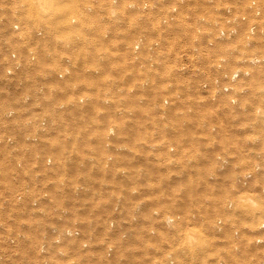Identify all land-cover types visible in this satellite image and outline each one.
Returning a JSON list of instances; mask_svg holds the SVG:
<instances>
[{
  "label": "rangeland",
  "instance_id": "obj_1",
  "mask_svg": "<svg viewBox=\"0 0 264 264\" xmlns=\"http://www.w3.org/2000/svg\"><path fill=\"white\" fill-rule=\"evenodd\" d=\"M217 1L222 7L224 0ZM0 2L10 3L0 12L6 19L0 25V74L11 50L27 63L12 76L4 71L11 78L0 75V264H167L169 256L176 264L262 263L264 247L255 237L264 221V168L249 183L239 178L264 159V102L229 103L225 92L210 101L212 89L201 83L230 48L259 55L264 41L245 46L240 35L210 47L208 28L202 26L201 55L188 51L183 59L197 37L187 10L210 8L203 0L180 6L170 22L162 20L170 10L163 0L145 11L129 6L130 0H71L67 7L61 3L64 8L57 7L53 18L38 8L34 12L37 6L29 0ZM248 2L237 8L250 13ZM218 10L207 14L213 24L222 18ZM13 19L21 30L11 28ZM69 21L84 37L78 53L68 39ZM29 47L34 59L27 55ZM2 53H8L4 60ZM243 55L230 54L227 68ZM65 57L78 79L75 72L69 80L56 78L68 66ZM184 63L191 69L188 76L179 70ZM251 64L252 83L260 90L264 63ZM59 80L63 87L49 88ZM98 82L103 84L97 87ZM36 89H50L57 102L23 101L22 96H41L32 92ZM79 93L86 100L72 105ZM92 99L97 104L89 110ZM148 100L147 109L137 113ZM54 146L63 150L54 152ZM56 161L62 166L52 169ZM156 184L160 189L152 190ZM83 186L90 194L80 193ZM16 196L18 202L12 200ZM248 198L255 218L244 234L246 223L236 207L248 205ZM204 210L207 217L198 218ZM160 214L177 217L171 230H162ZM224 225L227 229L217 233ZM69 226L74 237H58ZM191 233L208 242L205 260L193 255L201 239L189 240ZM245 241L254 250L245 248ZM180 244L184 248L177 250ZM128 250L136 255L129 257Z\"/></svg>",
  "mask_w": 264,
  "mask_h": 264
},
{
  "label": "bare ground",
  "instance_id": "obj_2",
  "mask_svg": "<svg viewBox=\"0 0 264 264\" xmlns=\"http://www.w3.org/2000/svg\"><path fill=\"white\" fill-rule=\"evenodd\" d=\"M11 1L15 2L16 0H11ZM29 1L32 2V3L29 2V3H31L30 4L31 6H35V5L37 6V7H34L35 9H33V11L34 10L36 11V9L38 8L39 13H41V14L43 13L44 15H45V13L46 14L49 13L47 15L48 16L52 15V18L55 17V16H53V12H55L60 7L64 8L62 5L67 7V5H69L68 3L69 2L71 3V0H29ZM159 1H162V0H130L129 6H131V7L136 6V7H139L141 9V11H145L148 8H150L151 6L156 5ZM190 1H192V0H163V2L170 4V10L168 8L167 14L162 17L163 22H165V21L170 22L172 20H175L181 13L179 7L180 6H189L191 4ZM203 1L210 8H208L207 10H204V9L203 10H196V9L187 10L186 16L187 15L190 16L188 21H191V23L193 22V24H194V22H195V24H197V27H196L197 37H196L195 45L193 46L192 50L190 49V47H189L190 50H188V49L185 50V52L182 53V58H183L184 53H185V58H187L189 56L187 53L188 51L195 52L196 55H199V56L201 55V41H200V36H199V30L202 28V26H206V28H208V32L206 33V44L210 47H213L215 45L216 41L233 40V39L237 38L238 36L240 37V35H241V38L243 39L245 46H251L252 43L255 44V42H256V44H258L261 41H264V37H263L264 36V6H263L264 3H261V0H249L248 9L250 10V13L243 12L237 8L240 1H243V0H224L222 7H221L222 3L220 4L217 0H203ZM61 3H63V4L61 5ZM8 5H10L9 2H0V12L2 11L3 13H6L5 9H6V6H8ZM62 8H60V10H62ZM60 10H58V11H60ZM217 10L219 11L220 14L222 13V18L220 21H217L216 23L213 24V19H210V17L207 14L209 12H215ZM51 11H52V13H51ZM57 14H58V12H57ZM58 17H59V14H58ZM132 18L138 19L140 17L137 16V17H132ZM145 19H147V18H145ZM57 20H56V22L58 23ZM74 20H75V17H72L71 21H74ZM5 21H6L5 17L3 18L0 15V25L4 24ZM18 21H19L18 19H13L10 22V26L14 31L21 30L22 25H20V23ZM71 21H69L70 23L68 22L69 26H71L70 27V33H69L71 35L68 37V39L71 40L72 48L74 47L75 51L78 53V51H80V49H81V42H83L84 37H83V35L80 34L81 32L80 33L76 32V30L77 31L80 30L79 27H77L78 25H76L77 23L74 24V23H71ZM133 21H136V20H133ZM42 33H43V29H41V28L37 29L36 30L37 38H41ZM1 35L2 34H1V30H0V36ZM187 36H191L190 32H189V34H187ZM260 39H263V40H260ZM135 47H138V45H135ZM236 52H240V53L245 54V55L241 56L238 65L231 67V68H227L229 66V63H231L230 54L235 55ZM8 53H9V61L7 62L5 59L6 63H4L2 75L0 74L4 80H6L7 78H11L10 76L14 75L16 73V71L20 70L23 65H27L26 61H24L22 59L21 53L19 51H17L16 49L11 50ZM8 53H6V54L2 53L3 60L5 58V55L7 57ZM51 54H53V53H51ZM51 54H49V55H51ZM27 55H28L29 59H34V57L36 56L35 49L33 47H29L27 49ZM65 58H67L68 66L66 67L65 70H61L58 73L56 72L55 76H56V78L61 77V79L68 77V80H69V77L74 74V72H75L74 70L76 68L73 67V71H69V69H70L69 58L68 57H65ZM187 61H190V58H188ZM64 63H65V59H64ZM251 63H253V64L255 63V65L264 63V51H263V53H259V55H255L252 53H248L246 51L239 50L237 47H234V48H230L226 53L221 54V56H219L217 58V60L212 63L213 73H210L209 77L207 79H204L201 83V88L212 89V92L214 95H211L207 98H209L210 101H217L218 97L220 95H222L221 93L225 92L229 95V99L227 98L228 102L230 101L229 103L241 105V103H244L243 102L244 99L247 101L264 102V82H263V84H261L260 90H257L255 88L256 85H255V83H252V76H250L251 71H253V69H254V67L250 68L252 65ZM249 64H251V65H249ZM115 68H117V67H115ZM179 70L181 71V73H183L186 76H188L189 72L191 71L189 65L186 63H184L181 66V68H179ZM198 70H201V69L199 68ZM4 71L7 75H10V76L5 75ZM44 75H45V73H44ZM74 77L76 79H78L79 75L75 72ZM247 77H249V78H247ZM244 78H247V79L244 81L243 80ZM248 79H250V80L248 81ZM58 83L60 85L56 84V83L55 84L50 83L49 88H53V87L59 88V86L63 87V85H65V83L61 82V80H59ZM101 84H103V83L98 82L96 85H97V87H100L99 85H101ZM142 85H143V83H139V86H142ZM240 86L246 87V91L244 93H242L243 90L235 92V89L240 88ZM32 92L34 94L35 93H41V96H31V95L22 96L23 101H29V98H32L31 101H35V99H37L38 102H42V103H46V104H49L51 102H57L56 99L51 97V95H53L54 93L50 89H46L44 92H40L38 89H36L35 91H32ZM208 92L210 94V91H208ZM260 93H261V95H260ZM24 97H25V99H24ZM50 97H51V99H50ZM85 100H86V95L83 93H79L75 96L73 101H76V102L72 103V105H80L79 103H82ZM168 100H169V98L167 97V102H168ZM64 102H67V100H65ZM87 104L89 106V110L90 109L92 110V108L95 109L97 101H96V99H92ZM149 104H150V101L148 100V102L145 104V107H140L138 109L137 113L142 114L143 113L142 111L146 110L147 107L149 106ZM151 104H152V101H151ZM170 104L171 103H169L167 106H169ZM58 107L63 108L64 105H62L61 107L60 106H58ZM191 117H198V116L195 115V116H191ZM136 124L140 125V124H142V122L136 123V121H135V125ZM131 126H134V125L131 124ZM160 126H161L160 129L165 130V128L161 124H160ZM119 130H121V129H119ZM125 131L126 130H125L124 126H122V133H124ZM54 147L55 148H53V149L50 148L54 152L63 150V147H56V146H54ZM165 147L167 148V146H165ZM218 158L222 162H224V163L226 162L225 157L223 158L221 155H219ZM258 161H260V157L257 160V162ZM58 162L59 161H56L53 163L54 165H52L53 166L52 169L53 168L58 169L59 166H62ZM73 164H75V163H73ZM263 168H264V159H263V161L254 164L252 167H250V169H248L245 173H243V175L239 178L240 182L243 184L249 183L251 181L250 180L251 177L254 176L257 172L261 171ZM129 180L131 181L132 179H129ZM58 181L60 182V180H58ZM135 181H138V180L136 179ZM59 182H57V183H59ZM53 187L58 188L57 185H53ZM160 187H161V185L156 184L155 187H152V190H153V188H154V190L160 189ZM72 188H69V190L71 192H74V188H77V186H75V184H74V186ZM261 191L264 193V186L261 188ZM80 193L90 194V192L88 191V188L85 189L84 186L81 188ZM129 198H131V196L125 197L124 201L128 200ZM18 199L19 198L16 196L12 200L13 201L16 200L15 202H18ZM163 199L166 200L167 198H165V197L160 198L159 201L156 203H160V201ZM247 200L250 202L248 205L247 204L244 205V204L240 203L236 207L237 211L239 213H241L239 215L240 216L239 218H242L243 221L246 223L245 224V230L243 231L244 234H246V232L251 230L252 225H253L252 223H253L254 218H255L254 212H253V207L251 205V199L248 198ZM239 201H241V200H239ZM180 203H183V201H181ZM137 207H138V205H137ZM139 207H142V206L139 205ZM233 208H235V207L233 206ZM237 211L234 213V215H236ZM232 212L233 211L230 212V215ZM206 215H207V211L206 212H205V210L201 211L200 214L198 215V218L203 219V217H207ZM153 216L158 217V215H153ZM158 218H159L158 224H160V227L162 228V230L167 231V227L169 230L172 229V227L170 228V226H173L172 224L175 223V219L177 217L173 216V215L163 216L160 214ZM112 221L114 222V219L110 218L108 221L109 225L111 223L113 224ZM227 222H228V220H227ZM218 223H220L219 219H218ZM261 228H264V221L261 222V224H260V229H258L257 235L255 237V243L257 245L264 247V237H262V229ZM226 229H227L226 225H224L220 230H217V229H215V230L217 233L220 234V233H223V231H225ZM74 234H75V231H73V228L71 226H69V227H66L64 230L60 231L58 233V237H60V238L65 237L68 239H72V237H74L73 236ZM199 234L196 235L194 233L193 234L191 233L187 236H188V238H190L189 240H192V239L197 238V236L199 238L200 237ZM199 239H201V240L197 241L199 243L197 245L195 244L196 246L193 248L192 252H193V255L198 256L201 260L202 259L205 260V257L207 256V253H208L207 252L208 242L203 237H201ZM240 239H241V235L239 234L238 241H240ZM43 246H44V244H43ZM243 246L245 248L251 250V251L254 250V248L247 241L244 242ZM146 247L147 246L143 247V248H145L143 250L144 252H147V250H148V249H146ZM176 248H177V250H182L184 247L182 244H180ZM188 249H190V248H188ZM112 253L110 254V258L113 255ZM135 255H136L135 252H133L132 250H128V256L129 257H133ZM175 260H176V258L174 256H169L167 258L166 263L168 262L167 264H176ZM248 262H249V264H251V259ZM163 264H165V262ZM260 264H264V256H263L262 263L260 262Z\"/></svg>",
  "mask_w": 264,
  "mask_h": 264
}]
</instances>
